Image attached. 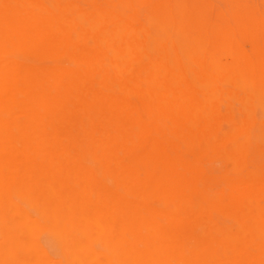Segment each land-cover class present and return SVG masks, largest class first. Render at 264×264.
<instances>
[{"label":"bare ground","instance_id":"6f19581e","mask_svg":"<svg viewBox=\"0 0 264 264\" xmlns=\"http://www.w3.org/2000/svg\"><path fill=\"white\" fill-rule=\"evenodd\" d=\"M0 264H264V0H0Z\"/></svg>","mask_w":264,"mask_h":264},{"label":"rangeland","instance_id":"374dc122","mask_svg":"<svg viewBox=\"0 0 264 264\" xmlns=\"http://www.w3.org/2000/svg\"><path fill=\"white\" fill-rule=\"evenodd\" d=\"M245 47H246V48H249V45L246 43V44H245Z\"/></svg>","mask_w":264,"mask_h":264}]
</instances>
